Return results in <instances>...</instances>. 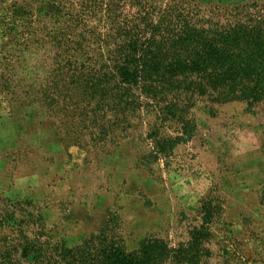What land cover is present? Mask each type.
Returning a JSON list of instances; mask_svg holds the SVG:
<instances>
[{
	"label": "rangeland",
	"instance_id": "374dc122",
	"mask_svg": "<svg viewBox=\"0 0 264 264\" xmlns=\"http://www.w3.org/2000/svg\"><path fill=\"white\" fill-rule=\"evenodd\" d=\"M146 1L201 26L264 25V0ZM80 4L0 0V264H39L21 255L23 238L72 247L92 236L128 252L157 240L151 264H264V100L137 90L133 108L69 123L47 103L49 63L117 24Z\"/></svg>",
	"mask_w": 264,
	"mask_h": 264
},
{
	"label": "trees",
	"instance_id": "16d2710c",
	"mask_svg": "<svg viewBox=\"0 0 264 264\" xmlns=\"http://www.w3.org/2000/svg\"><path fill=\"white\" fill-rule=\"evenodd\" d=\"M83 1L80 5L91 13V7L103 5L110 17L117 15V24L106 29L102 44L83 43L79 34L73 44L58 46L49 63L43 81L48 83L43 89L48 90L47 103L56 105L69 123L78 119L82 128L87 121L94 123L99 112L133 108L137 90L155 96L196 88L199 93L213 90L224 100H264V25L201 26L172 2L156 11L146 0ZM166 109L176 115V108ZM177 115L186 128L189 118ZM204 230L195 229L193 243ZM22 241L21 255L40 257L39 264H151L158 242L128 252L102 236L72 247Z\"/></svg>",
	"mask_w": 264,
	"mask_h": 264
}]
</instances>
